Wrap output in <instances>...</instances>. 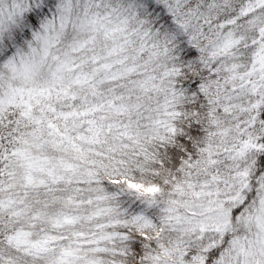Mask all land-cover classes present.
<instances>
[{"label":"clouds","instance_id":"clouds-1","mask_svg":"<svg viewBox=\"0 0 264 264\" xmlns=\"http://www.w3.org/2000/svg\"><path fill=\"white\" fill-rule=\"evenodd\" d=\"M0 189L5 261L264 264V0H0Z\"/></svg>","mask_w":264,"mask_h":264},{"label":"snow or ice","instance_id":"snow-or-ice-1","mask_svg":"<svg viewBox=\"0 0 264 264\" xmlns=\"http://www.w3.org/2000/svg\"><path fill=\"white\" fill-rule=\"evenodd\" d=\"M85 43H87V42H85ZM84 46L85 45L82 44L81 48H83ZM73 51H75V49H73ZM93 62L97 63L99 65V58L94 57L93 58ZM78 67H79V65H77L73 61L66 60L57 69V72H61V71L67 70V71L72 72V73L75 74L73 79H72L71 84H69V86L67 88H63V87L57 88V92L58 93L62 91L65 96H68L72 86H74V85L75 86H80V85H83V84H91L92 81H94V79H95L94 75L90 76V74H87V73H78L77 72ZM101 67L104 68V69H109L111 67V65L103 64V65H101ZM97 71H99V68L97 69ZM60 79L62 80L63 77H60ZM100 83L101 84L104 83V80H101ZM92 86L94 87V84ZM47 95L51 96V90H49L47 92ZM72 99H76L75 95H72ZM28 107H29V109H31V104H29ZM51 110L53 112L56 111L55 108H51ZM99 110H100V108H99V106H97L96 108L92 109L91 111H99ZM88 114H89L88 111H85V112L73 111V112H69V113L61 112V113H59V116L65 118V119H68V118H70L72 116H81V115L86 116ZM89 123H92V122L89 121ZM48 127L50 129H52L53 133L60 138L58 141H56L57 146H59L65 140H67L73 150L82 151V149L76 144V139L84 140L85 138L83 136H80V137H77V138H73L71 136H68L65 132H62L60 130V128L56 124L52 123L51 121H49ZM13 154L15 155L16 153L14 152ZM97 155H99V153H97ZM31 166H32L31 163H29V167H31ZM65 167H66V169L71 170L73 168V165L71 163H69V164L65 165ZM61 179H63V177H61ZM28 182H29V184H31V182H32L31 181V177L28 178ZM69 182H71V181H69ZM132 186L135 187V185H132ZM0 190H2V189H0ZM148 191H155V189H148ZM69 202H72L71 198H69ZM15 203H16L15 201L9 199V201H8V203L6 205L3 200H0V210L10 209L11 206L13 204H15ZM11 214L13 216H19L21 213H20V211L17 210V211L11 212ZM36 218H38V217H36ZM64 222L68 223V224H71V223H74L75 221H74V219L72 217H67L66 216L64 218ZM57 226H60L59 222H57ZM24 235H29V234L18 231V232H16L13 235H8L6 237V239H7V242L9 244V246L15 245V247L17 249H19V248H21L22 244L28 243L27 241H22L21 240V237L24 236ZM75 235L80 236L82 234H75ZM57 239L58 238L55 237V236H48L44 240H42L40 242H33V243H31L30 247L28 249H26L25 255L33 256L35 258H39L41 256H46L48 253H55L56 249H55V247L53 245H54V243H55V241ZM78 243L79 242L77 241V244ZM80 251H81L80 247H74V246H71V245L70 246H65V247L61 248L60 251H59V254L56 255L52 259L51 264H80V261L82 259H84L83 257L80 256ZM0 264H16V262L14 260H12V259H9V260L5 261L3 253H0ZM85 264H98V262L95 261V260H86Z\"/></svg>","mask_w":264,"mask_h":264}]
</instances>
